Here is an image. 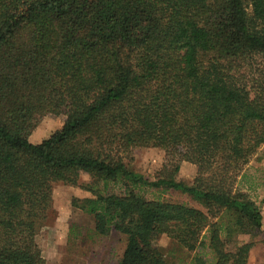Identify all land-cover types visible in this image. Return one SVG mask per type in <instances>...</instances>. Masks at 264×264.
I'll use <instances>...</instances> for the list:
<instances>
[{
	"label": "trees",
	"instance_id": "16d2710c",
	"mask_svg": "<svg viewBox=\"0 0 264 264\" xmlns=\"http://www.w3.org/2000/svg\"><path fill=\"white\" fill-rule=\"evenodd\" d=\"M49 113L61 127L31 142ZM263 144L264 0H0V264H52L37 236L56 183L90 192L72 205L97 235L125 236L118 264H172L164 234L187 264H247L256 241L229 244L263 214L235 182ZM138 147L165 152L157 180L125 161Z\"/></svg>",
	"mask_w": 264,
	"mask_h": 264
},
{
	"label": "rangeland",
	"instance_id": "374dc122",
	"mask_svg": "<svg viewBox=\"0 0 264 264\" xmlns=\"http://www.w3.org/2000/svg\"><path fill=\"white\" fill-rule=\"evenodd\" d=\"M260 63V56H256L255 65ZM61 124L60 115L51 113L45 115L32 131L31 142H41L59 129ZM125 161L136 172L155 181L166 157L165 152L160 148L138 147L133 150L132 159ZM197 171V165L183 162L176 175V180L192 184ZM90 180L88 174L81 175V184H87ZM119 186L118 184L111 189L119 191ZM137 188L149 198L187 202L202 208L199 202L178 189L146 186ZM235 188L248 193L258 203L263 214V226L256 233L240 234L235 243L229 244V248H235L237 244L256 241L250 251L247 264H264V144L238 176ZM75 196L84 198L91 194L79 186L63 183L54 185L53 211L48 223L37 236L43 256L48 263L52 264H118L126 247L125 236L118 232H112L108 236L97 235L93 215L73 207L72 198ZM204 234H207V231ZM157 245L167 250L172 264H187L194 254V252L189 253L179 247L165 234L157 240Z\"/></svg>",
	"mask_w": 264,
	"mask_h": 264
},
{
	"label": "crops",
	"instance_id": "0c3cea01",
	"mask_svg": "<svg viewBox=\"0 0 264 264\" xmlns=\"http://www.w3.org/2000/svg\"><path fill=\"white\" fill-rule=\"evenodd\" d=\"M86 196V195H85Z\"/></svg>",
	"mask_w": 264,
	"mask_h": 264
}]
</instances>
